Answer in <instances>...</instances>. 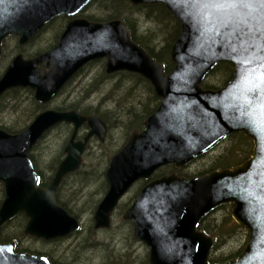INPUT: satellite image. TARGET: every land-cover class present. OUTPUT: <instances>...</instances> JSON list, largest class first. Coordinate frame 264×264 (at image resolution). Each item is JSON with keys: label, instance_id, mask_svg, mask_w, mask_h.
<instances>
[{"label": "water", "instance_id": "obj_1", "mask_svg": "<svg viewBox=\"0 0 264 264\" xmlns=\"http://www.w3.org/2000/svg\"><path fill=\"white\" fill-rule=\"evenodd\" d=\"M94 0H0V55L4 40L15 35L27 45L55 18L76 16ZM133 5L163 4L181 25L172 46L174 65L164 63L133 40L120 19L73 20L57 46L32 59L16 56L0 79V98L29 88L41 105L50 103L93 61L106 59V72L135 73L151 83L161 103L110 160L108 191L98 205L95 228L109 229L120 200L139 180L160 169H183L211 153L224 140L242 133L253 142L252 155L233 168L187 178L176 173L149 181L127 206L123 219L134 237L150 248L151 264H264V4L260 0H128ZM222 62L234 66L221 89L202 84ZM73 126L65 157L48 186L31 160L43 137L60 124ZM83 126L87 134L78 139ZM105 120L78 111L40 113L22 132L0 129V233L19 214L29 219L24 233L46 241L64 238L81 225L57 201L64 180L79 171L94 136L104 143ZM224 205L249 230L236 260L210 263L214 237L198 230L200 222ZM17 244L0 242V264H52L44 257L20 253Z\"/></svg>", "mask_w": 264, "mask_h": 264}, {"label": "rangeland", "instance_id": "obj_2", "mask_svg": "<svg viewBox=\"0 0 264 264\" xmlns=\"http://www.w3.org/2000/svg\"><path fill=\"white\" fill-rule=\"evenodd\" d=\"M100 14L105 13L103 8H100L98 4H91L89 9L84 13L87 15L90 14ZM136 24L139 30V33L141 35H148L152 30H156V25L150 22L148 19L144 18L145 16L141 13L135 14ZM155 32V33H156ZM156 34L160 35V32H157ZM57 35L56 33H46L44 36V39L41 41H36L35 45L32 46L30 49L31 53L38 52L43 53L45 50L50 48L51 40ZM164 41V40H162ZM166 43H162V46ZM43 50V51H40ZM102 61L106 60H99L97 63L92 64L91 67L88 69L86 68L85 71H82L78 75H76L68 84L67 86L58 94V96L55 98V100L50 104V106L54 107H65L66 105L70 104H78V109L81 111L87 110V106H92V110H90L91 115H107L105 113L106 110L111 109L114 111L115 115H118L121 117V115L125 112V110L120 109L118 106H116V98L119 97L120 94L126 95L128 92L132 93L131 102L133 104H139L140 99L143 98L139 97V91L135 89V91L131 90L133 86V80L129 78L122 77L121 75L114 76L113 74H108L106 72V64ZM5 62H2V65H4ZM103 64H105V72L108 75H113L112 78H108L106 83L105 81L102 84H96L93 79L97 78L98 74L102 75ZM119 76V77H118ZM118 77V78H116ZM123 78V79H121ZM220 77H209L207 82L209 84L218 82ZM115 83H119L118 88L113 89V96L111 97L112 100L108 99L104 104L105 106L100 105L101 100L103 97L109 94V89H111L112 85ZM91 84H94V86H91ZM152 86V85H151ZM90 87V89H89ZM153 88V86H152ZM95 89V90H94ZM90 90V93H88ZM94 93H93V92ZM21 96L17 100H13L12 98H8V110L1 114L0 122L2 125H9L13 124L15 122H18L20 124H23V127H25V122H30L33 118V107L35 105V102H33L30 98L31 95H29V92L27 91H21ZM138 93V94H137ZM151 94V93H150ZM104 95V96H103ZM118 95V96H117ZM153 106V103H152ZM25 109L24 114H20V112H17L18 110ZM113 115V114H112ZM113 115L112 117H116ZM125 120V118H122ZM118 121V120H117ZM117 121L114 122L115 125H111L110 132L108 131L106 141L104 143H101V141L94 136L90 143L88 144L86 153L84 154V165H82L83 168H81L78 172H85L84 175H78V174H71L69 177L65 180L64 184H62L60 188V197L62 200L69 204L72 210L78 215V217H81L85 223V230L86 232L95 233L96 229L91 230L93 227V224L91 222V217L94 215L95 210L98 206V204L102 201V199L105 197L106 192L108 190V185L106 181L105 172L108 169V165L112 157L116 154L117 149L119 148L122 141V137L125 135L133 134L134 130L137 126H141L142 122L139 120V122L135 125L133 129H127L122 126H126V123H121L117 125ZM111 123V122H110ZM30 124V123H28ZM83 126L82 128H84ZM82 128L79 131V136L82 137L84 135L85 129L82 131ZM109 129V128H108ZM88 131V130H87ZM72 133V128L69 125L62 126L61 128L54 129L52 132H50L42 141L40 144L36 146V149L34 150V156L39 160V163L43 166V169L45 170V176L48 178L52 177L53 173L51 170H47L45 167L46 164H49L50 162L55 159L53 164L57 166L58 159H59V152L63 151L64 148L69 140V137ZM128 135V136H129ZM228 143L224 142L222 145L224 147L218 148L215 152L211 154H207V156L203 157L201 160H197L194 162L188 169L184 168L182 169L185 173H188L189 175H197L200 172H203L204 170H207L211 162L213 163L212 157L216 155H223L225 154V151L227 147L229 146ZM228 145V146H227ZM86 157V158H85ZM42 168V167H41ZM56 170V169H55ZM49 171V172H48ZM76 172V173H78ZM135 189H132L123 199L122 204L118 206L117 210L114 213V219L115 222L113 223V227L108 229H97L98 232V238L100 237H106L114 235L117 238H122L124 240L121 242V240L115 239V246L118 247L119 250L122 252H126V249H129L130 251L133 250L131 257L132 261H135L137 257H143V260L145 261V258L147 255H149L148 247L140 242V241H133L131 240V237H133L131 231H132V224L130 223H124L122 218V214L124 212V203H128L132 196L135 194ZM220 211V214H223ZM232 213V211H231ZM216 212H214L212 215H215ZM233 219V218H232ZM15 221V220H14ZM12 221L10 224H8L7 227L2 230L3 232L6 230H11L14 227V224ZM236 223V222H235ZM22 224V223H21ZM21 224L19 226H21ZM25 222L22 224L21 229L25 230ZM24 225V227H23ZM238 225V224H237ZM90 227V228H89ZM94 228V227H93ZM244 228V227H242ZM245 229V228H244ZM104 230V231H101ZM246 230V229H245ZM242 235H236L233 234L230 238L227 239V241L221 245V243L218 244V247L216 248V251L214 252V255H218L219 253H223L224 256L230 255L232 253H235L239 251L243 246L247 244L248 238H249V232L242 231ZM131 235V236H130ZM26 237L22 238L20 240V248L25 249L26 247H29L30 249H41L44 248L46 251L53 248L52 254L58 255L63 260H66L65 262L67 264H98L100 262V259H102L104 253V249L96 248L93 246H87L85 249L83 248H72L65 250L66 248L60 247V245H42L38 243H33L29 239H25ZM138 243V244H137ZM49 251V252H50ZM57 251V252H56ZM57 253V254H56ZM118 256V253L116 254ZM141 255V256H140ZM220 255V254H219ZM98 258V262H97ZM117 258V257H116ZM62 260V261H63Z\"/></svg>", "mask_w": 264, "mask_h": 264}, {"label": "trees", "instance_id": "obj_3", "mask_svg": "<svg viewBox=\"0 0 264 264\" xmlns=\"http://www.w3.org/2000/svg\"><path fill=\"white\" fill-rule=\"evenodd\" d=\"M95 4H98L100 8L104 9L105 13H100L99 15L94 13L87 16V18L90 21H97V22H103V21H109L114 19H120L124 21L130 28L131 34L133 36V39L136 43L141 45L143 48L149 51V53L156 59V61H159L161 63H164L166 66L167 73L171 72L174 65L171 62V49L173 44L178 39L180 32H181V25L179 22L171 15V13L168 11V9L163 4H142V5H133L128 0H94ZM136 13L143 14L150 22L156 25L157 32H160L161 34H156V30H152L150 34L148 35H141L139 33L137 24H136ZM156 32V33H155ZM164 40V41H162ZM166 43L162 46V43ZM52 46V44H51ZM43 51V50H40ZM105 63V62H104ZM102 75H97L98 77L93 79L96 84H102L105 80L106 83H108L107 79L110 77L112 78L113 75H121L122 77L129 78L133 80V86L131 90L139 91V97H142L140 99L139 104H133L131 102V98H133L132 93L128 92L126 95L120 94L118 98H116V106H118L120 109L125 110V112L119 117L118 115L114 114V111L111 109H108L105 111L107 114H114L116 117L108 116V115H100L106 120L112 121L113 125L114 122H117V125L121 123H126V127L133 129L135 125L139 122V120L142 122L147 119L148 116H150L155 109L158 107L160 103V99L156 96L151 84L140 75L129 73V72H119L114 73L113 75H108L105 72V64H103ZM234 72V66L231 63L222 62L220 63L210 74L211 77H220L219 81L216 83L209 84L207 82L208 77L203 82V87L205 89H220L223 86H225L233 77ZM119 77V76H118ZM116 77V78H118ZM123 79V78H121ZM91 86H94V84H91ZM119 83H115L112 85L111 89H109V94L102 98L101 103L104 105V103L110 99L112 100L111 95H113V89L118 88ZM90 89V87H89ZM95 90V89H94ZM27 92V91H26ZM31 93V91H28ZM93 92V91H92ZM90 93V90L89 92ZM94 93V92H93ZM111 93V95H110ZM151 93V94H150ZM21 89H13V91H9L4 97L0 99V117L1 114L8 110L9 102L7 101L8 98H12L13 100L19 99L21 96ZM138 94V93H137ZM118 96V95H117ZM7 99V100H6ZM33 102L34 100L31 99ZM153 103V106H152ZM42 109V107L38 104L34 105L33 107V116L37 115L39 111ZM69 109H75L82 113H90V110H92V106H87V110L81 111L78 109V104H70L63 106V110H69ZM17 112H20V114H24L25 109H19ZM122 118H125L123 120ZM29 122H25L23 127V124H20L18 122L11 123L9 125H2L0 122V128H4L9 132L17 133L23 131ZM121 125V124H120ZM66 126V125H64ZM122 127V126H121ZM128 135V134H127ZM125 135L122 137V141L120 144V147L125 142ZM228 140L230 143L227 145V149L225 151V154L223 155H216L212 158L213 163L211 162L210 167L207 170H204L203 172H200V174L212 171L214 169H224V168H232L238 164H241L243 161L248 159L252 153L253 149V143L250 139L246 138L242 133H237L231 135ZM228 141V142H229ZM41 143V142H40ZM39 143V144H40ZM38 147V146H37ZM33 149L31 154V159L33 160V163L36 165V169L38 174L42 177V186H47L49 184V181L51 177L48 178L45 176V170L43 169V166L39 163V160L34 156V150ZM60 156L57 162L61 161L63 158V151L59 152ZM86 158V157H85ZM55 159H53L52 162L45 165L47 170H51L52 172L56 169V164L54 165L53 162ZM85 163V161H84ZM42 167V168H41ZM83 168V167H82ZM81 170V169H80ZM79 170V171H80ZM49 172V171H48ZM180 172V171H176ZM78 175H84L85 172H78L74 173ZM180 175H184L187 177H192L194 175H189L188 173H185L181 171L179 173ZM199 174V175H200ZM73 175V174H72ZM164 175V171H160L157 176ZM3 185L0 184V206L3 200ZM60 204H62L64 207H66L73 215L76 217L78 216L74 210L71 209L68 203L64 202L62 198L59 199ZM232 205H225L220 207L215 215H209L207 216L202 223L200 224L199 229L206 233L209 236H214L216 239V247L214 249V252L216 251V248L218 247V244L221 243L223 245L228 238H230L233 234L236 235H242V231H246L241 226L237 225L235 221L232 219ZM220 211L223 214H220ZM26 223V217L25 215L19 216L15 219L13 222L14 227L11 230L2 231L0 233V242H10V241H16L18 243V246H20V240L24 238L23 229H21L22 224ZM22 223V224H21ZM21 224V226H19ZM25 225V224H24ZM23 225V227H24ZM8 226V225H7ZM6 226V227H7ZM4 230V229H3ZM245 246H243L239 251L232 253L230 255L224 256L223 253H219L218 255H214V253L210 257V263H217L222 262L228 259H235L244 249ZM20 250V248H19ZM131 255H125L123 253H118V256L116 258V264H129L133 263ZM142 264H149L147 260L142 262Z\"/></svg>", "mask_w": 264, "mask_h": 264}, {"label": "flooded vegetation", "instance_id": "obj_4", "mask_svg": "<svg viewBox=\"0 0 264 264\" xmlns=\"http://www.w3.org/2000/svg\"><path fill=\"white\" fill-rule=\"evenodd\" d=\"M90 6H88L85 10V12L89 9ZM85 12H82L76 16H68V15H62V16H59L57 18H55L52 22H50L43 30H41L27 45L25 46H20L19 45V38L15 35H11L9 37H7L5 40H4V43H3V47H2V54L0 55V79L3 77V75L5 74V71L6 69L8 68V66L10 65V63L13 61V59L18 56L19 54H23L24 58L25 59H32V58H35L37 57L38 55L42 54V53H38V52H34V53H31L30 52V49L32 48L33 45H35V42L36 41H41L44 39V36L46 35V33H56L57 31V35L53 38V40H51V44H50V48L45 50L44 52H47L49 51L50 49L54 48L55 46H57L60 42V38L63 34V32L66 30L68 24H70L73 20H76V19H80V18H87V14H84ZM88 19V18H87ZM89 20V19H88ZM43 52V53H44ZM2 62H5L4 65H2ZM98 61H95V62H92L90 64H88L87 66H85L81 71H79V73H81L82 71H85V69L91 67L92 64H95L97 63ZM102 62H105V61H102ZM106 64V62H105ZM78 73V74H79ZM77 74V75H78ZM16 89H21V91H31V93H29L30 98L34 100L35 102V105L38 104L42 107V109L39 111V113L37 115H34L33 118L31 119V121L29 123H32L33 120L36 118V116H38L40 113L46 111V110H49V109H53V110H57V111H71V110H75V109H69V110H63V107H54V106H51V107H48L50 106V104L55 100H53L51 103H48L46 105H41L39 102L36 101L35 99V95H34V91L32 89H27V88H16ZM11 91V90H10ZM13 91V89H12ZM9 92V91H8ZM7 92V93H8ZM7 93H5L2 97H4ZM104 96V95H103ZM1 97V98H2ZM0 98V99H1ZM161 102V101H160ZM102 105V104H100ZM160 105V103H159ZM102 106H105L102 105ZM78 111V110H76ZM80 112V111H79ZM82 113V112H81ZM83 115H86V116H90L91 115V112L90 113H82ZM96 116H99L101 118H103L102 116L100 115H97L95 114ZM108 116H111L112 114H107ZM114 115V114H113ZM106 122V124L108 125V128H109V132L111 130V125H113L112 121L110 123L109 120H106L105 118H103ZM118 122V121H117ZM144 122L143 121V126L141 125L140 127L137 126L136 129L133 131H139L141 132L143 129H144ZM30 124L27 125V127L29 126ZM64 125H69L71 128H72V133H73V126L70 125V124H60L58 125L56 128L54 129H57V128H61L62 126ZM122 126V125H121ZM26 127V128H27ZM124 128H127L126 126H122ZM25 128V129H26ZM0 129H4V128H0ZM24 129V130H25ZM85 129L84 131V135L82 137H78L79 138H83L86 134H87V130H88V127L85 126L84 128H82V131ZM127 129H130V128H127ZM6 130V129H4ZM23 130V131H24ZM7 131V130H6ZM9 132V131H8ZM22 132V131H21ZM12 133V132H10ZM19 133V132H17ZM71 133V135H72ZM14 134V133H13ZM70 135V137H71ZM129 135V134H128ZM126 136L125 137V142L124 144L119 148L117 149L116 151V154L122 149V147L127 143L129 136ZM69 137V139H70ZM228 139L225 140L224 142L228 143ZM223 142V143H224ZM222 143V144H223ZM220 145L219 147L222 148L224 147L223 145ZM218 147V148H219ZM217 148V149H218ZM219 148V149H220ZM65 153L63 152V158L61 159V161L64 159V156ZM59 161L58 164L61 162ZM33 162V160H32ZM57 164V166H58ZM47 165V164H46ZM84 165V164H83ZM56 166V167H57ZM36 167V165H35ZM162 171H164V175H168V174H172V173H176L178 175H180L179 173L181 172H176V170L174 169L173 166H168L164 169H162ZM55 172V171H54ZM54 174V173H53ZM158 174V173H157ZM154 175V177H152L151 179L149 180H140L138 181L128 192L127 194L134 188H137L135 189V194L132 196V198L130 199V201L128 203H124L125 204V207H124V212L127 208V206L138 196V194L141 192V190L144 188V186L151 180L155 179V178H160V176H157ZM198 175V174H197ZM53 176V175H52ZM105 176H106V172H105ZM52 178V177H51ZM42 179V177H41ZM67 179V178H66ZM106 181H107V178H106ZM51 182V179L49 181V183ZM65 182V181H64ZM64 184V183H63ZM49 185V184H48ZM47 185V186H48ZM107 185L109 187V184H108V181H107ZM46 187V186H44ZM60 190V189H59ZM126 194V195H127ZM125 195V196H126ZM124 196V198H125ZM60 198V191H58L57 193V201L58 203L60 204L59 202V199ZM120 201V204L119 206L122 204V201L123 199ZM100 204V203H99ZM98 204V205H99ZM62 205V204H61ZM63 206V205H62ZM98 207V206H97ZM97 209V208H96ZM69 211V210H68ZM96 211V210H95ZM70 212V211H69ZM123 212V213H124ZM71 213V212H70ZM116 213V212H115ZM72 214V213H71ZM95 214V213H94ZM22 215H25V214H19L16 218H18L19 216H22ZM73 215V214H72ZM123 215V214H122ZM75 216V215H74ZM26 217V216H25ZM78 220L80 222V225H81V228L79 231L77 232H74L72 233L71 235L67 236V237H64V238H59V239H55V240H50V241H46V240H43V239H39V238H36V237H32V236H26L24 231V237H26L25 239H29L30 241H32L33 243H38V244H42V245H60V247L63 246V248H66L65 250H70L72 248H76V249H80V248H83L85 249L87 246H93V247H96V248H101V249H104L103 253V257L102 259H100V262L98 264H116V257H117V253H123L125 255H131L133 250H129V249H126V252H122L121 250L118 249L117 246H115V239H118V240H121V242H123L124 240H122V238H117L115 237L114 235H111V236H106V237H100L98 238V232L99 230H97L95 228V220H94V215L91 217V222L93 224V227L91 228V230L93 229H96L95 230V233H90V232H86L84 231L85 230V223L83 221V219L81 217H78ZM123 218V217H122ZM29 219L26 217V223H25V227L28 223ZM123 221H125L124 223H130L132 224L131 221H127L125 219H123ZM115 222V219H114V215L112 217V226L110 227V229L113 227V223ZM133 225V224H132ZM90 228V227H89ZM108 229V230H110ZM101 231H104V230H101ZM132 235H133V226H132V231H131ZM131 236V235H130ZM131 240L133 241H137L138 239H136V237H131ZM139 241V240H138ZM141 242V241H140ZM143 243V242H142ZM138 244V243H137ZM20 246H18V243H17V251L20 252V253H28L29 255H32V256H37V257H44V258H47L48 260H50V262L52 264H67L65 261L66 260H63L61 257H59L58 255H54L52 254L53 252V248L50 250H45L44 248H41V249H30L29 247H26L25 249H22L20 248ZM50 251V252H49ZM149 251V250H148ZM57 252V251H56ZM57 254V253H56ZM141 256V255H140ZM148 258V255L146 256L145 260H147ZM63 260V261H62ZM97 262H98V258H97ZM142 262H144L143 260V257H137V259H135V261H133V263H129V264H142Z\"/></svg>", "mask_w": 264, "mask_h": 264}, {"label": "bare ground", "instance_id": "obj_5", "mask_svg": "<svg viewBox=\"0 0 264 264\" xmlns=\"http://www.w3.org/2000/svg\"><path fill=\"white\" fill-rule=\"evenodd\" d=\"M90 4H91V3H90ZM53 130H54V129L50 130V131H49V132L43 137V139H44V138H45L50 132H52ZM43 139H42V140H43ZM42 140H41V141H42ZM41 141H40V142H41ZM40 142H39V143H40ZM39 143H38V144H39Z\"/></svg>", "mask_w": 264, "mask_h": 264}, {"label": "snow or ice", "instance_id": "obj_6", "mask_svg": "<svg viewBox=\"0 0 264 264\" xmlns=\"http://www.w3.org/2000/svg\"><path fill=\"white\" fill-rule=\"evenodd\" d=\"M260 2H261L262 4H264V0H260Z\"/></svg>", "mask_w": 264, "mask_h": 264}]
</instances>
